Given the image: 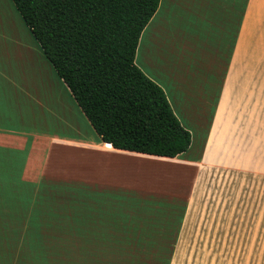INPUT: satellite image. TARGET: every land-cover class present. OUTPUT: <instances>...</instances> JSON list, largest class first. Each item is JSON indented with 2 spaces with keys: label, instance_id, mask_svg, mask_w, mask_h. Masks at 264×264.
<instances>
[{
  "label": "crops",
  "instance_id": "0c3cea01",
  "mask_svg": "<svg viewBox=\"0 0 264 264\" xmlns=\"http://www.w3.org/2000/svg\"><path fill=\"white\" fill-rule=\"evenodd\" d=\"M163 1L170 14L196 9L186 43L195 51L201 41L205 55L212 51L211 69L220 79L195 155L116 149L98 135L24 138L0 127V188L43 186L49 195L29 214L27 203L0 194V264H250L248 254H264V200H253L251 189L245 197L237 193L235 183V175L264 176V0H192V9L185 0H160L157 11ZM201 23L210 27L207 34ZM154 42L147 71L136 63L139 43L135 63L164 90L176 116L169 94L197 123L189 107L196 91L190 68L176 73ZM70 149L77 161H52ZM166 166L190 170L189 186L171 192L155 186Z\"/></svg>",
  "mask_w": 264,
  "mask_h": 264
},
{
  "label": "trees",
  "instance_id": "16d2710c",
  "mask_svg": "<svg viewBox=\"0 0 264 264\" xmlns=\"http://www.w3.org/2000/svg\"><path fill=\"white\" fill-rule=\"evenodd\" d=\"M12 2L102 142L166 157L189 149L191 132L164 90L135 63L141 33L160 0ZM44 190L13 186V195L35 214L36 203L49 197Z\"/></svg>",
  "mask_w": 264,
  "mask_h": 264
},
{
  "label": "rangeland",
  "instance_id": "374dc122",
  "mask_svg": "<svg viewBox=\"0 0 264 264\" xmlns=\"http://www.w3.org/2000/svg\"><path fill=\"white\" fill-rule=\"evenodd\" d=\"M228 1L231 2V0ZM185 2H187L188 8L192 9L190 6L192 0H185ZM200 2L201 0H197V5ZM195 10L192 13H190L191 11L180 14L178 11L175 14L166 13L163 1L161 8L153 15L143 30L139 43L140 48L136 55V63L147 71L148 49L152 44H156L154 42L156 40L160 42L162 48L154 45L153 49L157 53L162 50V54L169 57L170 60L167 65H170L172 70L180 74L183 69L190 68L188 79L193 82L196 91L189 107L192 109L190 114L198 118V124L177 110L174 101L175 95L169 94L173 101L172 106L178 118H181V124L186 125L192 135V144L186 152L185 158L195 155V150L199 147V140L204 132L205 124L209 122L220 90V79L213 75L212 69H216V65L211 64L212 51L207 52L209 56L205 55L201 41L198 43L199 47L196 46L195 51L191 49L190 44L186 43L187 33L191 31L196 20ZM234 16L238 18L239 14L235 13ZM183 17L184 22L181 20ZM202 25H204L203 28L207 34V29L210 27L204 23H201ZM228 25L232 27V22ZM215 32L216 28L210 33L212 38L209 40V49L215 46L213 42ZM179 36L184 37L183 41L178 39ZM206 41H208L207 38ZM22 44L24 45L23 48ZM5 82L11 83L10 94ZM65 86L56 75L51 63L45 58L40 43L32 35L12 0H0V127L14 131L19 135L23 134L24 138L46 132L95 139L97 137L95 130L70 92L67 91L66 93ZM3 90H6L5 94H1L4 92ZM13 92H17L18 95H14ZM258 151L259 148L253 149V153ZM52 156H55L54 148L52 149ZM77 156V152L70 149L65 153L62 152L59 157L56 156L57 158L52 159V161L56 160L58 163L69 164L77 161ZM213 157L210 158V164L214 161ZM61 166L63 165L61 164ZM161 169L163 168H156V170ZM159 173L163 177L156 178L154 184L158 188H164L167 192L177 189L182 191L181 186H189L191 182L190 170L176 166H166L164 173L161 171ZM235 179L237 180L235 182L237 193L241 192L245 197L249 194L248 189H251L253 200H264V176L252 174L250 177L241 174L235 175ZM164 185L166 188L163 187ZM5 188V191L0 188V194H6V197H9L10 194V198L13 199L18 197L13 195V186H6ZM240 197L243 198V196ZM159 198L165 199V197ZM28 213H31V209ZM246 259L248 263L250 261V264H255V260L257 264H264L263 250L257 256L248 254Z\"/></svg>",
  "mask_w": 264,
  "mask_h": 264
},
{
  "label": "bare ground",
  "instance_id": "6f19581e",
  "mask_svg": "<svg viewBox=\"0 0 264 264\" xmlns=\"http://www.w3.org/2000/svg\"><path fill=\"white\" fill-rule=\"evenodd\" d=\"M145 38H146V37H145ZM10 42H12V41H10ZM10 42H9V43H10ZM18 43H19V42H18ZM21 43H23V42L21 41ZM11 45H12V43H11ZM19 45H20V44H19ZM14 46H17V45H14ZM20 46H21V45H20ZM23 46H24V45L22 44V48H23ZM16 48H17V47H16ZM16 48H15V49H16ZM20 48H21V47H20ZM13 49H14V48H13ZM18 51H19V50H18Z\"/></svg>",
  "mask_w": 264,
  "mask_h": 264
}]
</instances>
